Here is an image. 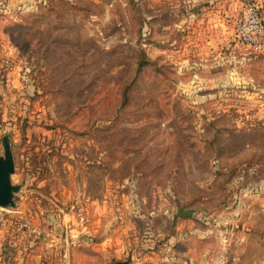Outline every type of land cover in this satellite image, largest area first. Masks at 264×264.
Masks as SVG:
<instances>
[{"label":"rangeland","instance_id":"obj_1","mask_svg":"<svg viewBox=\"0 0 264 264\" xmlns=\"http://www.w3.org/2000/svg\"><path fill=\"white\" fill-rule=\"evenodd\" d=\"M256 15L264 0H0L19 185L0 264H264Z\"/></svg>","mask_w":264,"mask_h":264},{"label":"water","instance_id":"obj_2","mask_svg":"<svg viewBox=\"0 0 264 264\" xmlns=\"http://www.w3.org/2000/svg\"><path fill=\"white\" fill-rule=\"evenodd\" d=\"M4 153L0 154V205H15L14 194L19 189L18 184L12 182L11 174L15 169V160L11 148L8 134H4L2 138ZM188 209L180 208L178 214L186 215ZM116 264H129V260H119Z\"/></svg>","mask_w":264,"mask_h":264},{"label":"built area","instance_id":"obj_3","mask_svg":"<svg viewBox=\"0 0 264 264\" xmlns=\"http://www.w3.org/2000/svg\"><path fill=\"white\" fill-rule=\"evenodd\" d=\"M252 20L254 30L252 34H249L250 38L248 41L249 44H254L256 47L261 48L264 46V22L258 15Z\"/></svg>","mask_w":264,"mask_h":264}]
</instances>
